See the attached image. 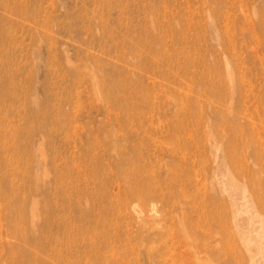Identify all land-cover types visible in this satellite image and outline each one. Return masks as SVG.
Wrapping results in <instances>:
<instances>
[{"label":"rangeland","instance_id":"1","mask_svg":"<svg viewBox=\"0 0 264 264\" xmlns=\"http://www.w3.org/2000/svg\"><path fill=\"white\" fill-rule=\"evenodd\" d=\"M249 253L264 0H0V264Z\"/></svg>","mask_w":264,"mask_h":264},{"label":"bare ground","instance_id":"2","mask_svg":"<svg viewBox=\"0 0 264 264\" xmlns=\"http://www.w3.org/2000/svg\"><path fill=\"white\" fill-rule=\"evenodd\" d=\"M218 251V250H217ZM208 252V251H207ZM214 252H216V250L214 251ZM236 252V251H235ZM262 251H258L257 252V254H259V253H261ZM217 253V252H216ZM239 253V252H238ZM208 254V253H207ZM218 254H220V252H218ZM240 254L241 255H243V256H245V254L244 253H242V252H240ZM257 254H252V253H249V255H248V259H247V264H248V262H249V264H261V263H263L264 262V257H260V256H262V255H257ZM215 255H213L212 257H214ZM219 257H221V256H219ZM246 257V256H245ZM209 258H210V255H209ZM222 258V257H221ZM207 259H208V256H207ZM201 260H204L203 258L201 259ZM221 260V259H220ZM199 261V260H198ZM204 261H206V259L204 260ZM210 261V260H209ZM213 261V259L211 260V262ZM243 261V260H242ZM244 261H246V260H244ZM244 261H243V263H244ZM200 262V261H199ZM211 262H210V264H211ZM214 263H216L217 264V262H215V259H214V261H213ZM220 261H218V263H219ZM225 262V261H224ZM224 262H223V264H224ZM206 263V262H205ZM209 262L207 261V264H208ZM226 263H228V262H226ZM236 263V262H235ZM240 263V262H239ZM31 264V263H30ZM219 264H221V263H219Z\"/></svg>","mask_w":264,"mask_h":264}]
</instances>
